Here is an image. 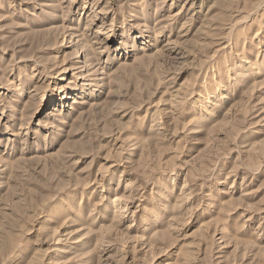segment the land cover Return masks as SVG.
<instances>
[{"label": "rangeland", "instance_id": "rangeland-1", "mask_svg": "<svg viewBox=\"0 0 264 264\" xmlns=\"http://www.w3.org/2000/svg\"><path fill=\"white\" fill-rule=\"evenodd\" d=\"M0 264H264V0H0Z\"/></svg>", "mask_w": 264, "mask_h": 264}, {"label": "bare ground", "instance_id": "bare-ground-1", "mask_svg": "<svg viewBox=\"0 0 264 264\" xmlns=\"http://www.w3.org/2000/svg\"><path fill=\"white\" fill-rule=\"evenodd\" d=\"M97 33H98V32H97ZM59 77H61V75H59ZM62 96L64 97V99L71 97L70 95H68V93H64ZM73 97H74V96H73Z\"/></svg>", "mask_w": 264, "mask_h": 264}]
</instances>
